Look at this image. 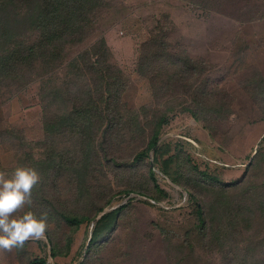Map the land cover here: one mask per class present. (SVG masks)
Masks as SVG:
<instances>
[{"label": "rangeland", "instance_id": "1", "mask_svg": "<svg viewBox=\"0 0 264 264\" xmlns=\"http://www.w3.org/2000/svg\"><path fill=\"white\" fill-rule=\"evenodd\" d=\"M14 12L0 9L13 39L34 40ZM101 39L123 71L122 113L62 122L74 110L51 93L80 84L69 62ZM17 66L0 75V173L39 172L18 214L47 212L49 228L0 248V264H264V0H101L62 66ZM165 116L144 153L141 131Z\"/></svg>", "mask_w": 264, "mask_h": 264}, {"label": "trees", "instance_id": "2", "mask_svg": "<svg viewBox=\"0 0 264 264\" xmlns=\"http://www.w3.org/2000/svg\"><path fill=\"white\" fill-rule=\"evenodd\" d=\"M99 2L101 0H8L6 4L9 7L5 3L1 4V10H10V7L17 10L14 12L15 19L21 16V24L25 26L24 31L36 33V38L22 42L15 41L13 39L15 32L11 29L9 21L0 16V75L13 74L16 65L24 72H30L36 67L46 69L62 66L66 48L86 38V31L90 27V16ZM160 44L159 49L165 51L162 42ZM182 57L185 62H192L187 55L184 54ZM178 59L177 56L171 65L176 66ZM143 61L145 62L141 64L140 70L144 71L146 60ZM69 66L78 77L82 78V81L79 84L73 80L65 87H54L51 94L60 101L69 102L71 109L74 110L67 111L59 118L60 121L63 122L66 117L75 114H86L90 109L95 108L99 109L98 113L102 116L100 123L105 121L106 116L115 118L118 113H122L123 106L119 101H122L121 96L126 87L123 84V71L110 61L105 40L101 39L92 44L75 60L69 62ZM161 66L163 65L155 64V68H162ZM147 68L149 71V65ZM102 106L105 107L104 111V108L101 110ZM123 120L124 118L120 117L116 124L117 133L121 129L120 124ZM44 123L47 130L52 131V120H45ZM166 123H168L167 117H160L148 135L145 129L141 131L144 137H147L144 153L147 154L157 144L160 128ZM112 128L105 127V137L110 134ZM104 206L98 208L97 212H101ZM63 219L72 227H78L84 221L90 220L87 216L75 215H64ZM31 264L44 263L34 260Z\"/></svg>", "mask_w": 264, "mask_h": 264}, {"label": "clouds", "instance_id": "3", "mask_svg": "<svg viewBox=\"0 0 264 264\" xmlns=\"http://www.w3.org/2000/svg\"><path fill=\"white\" fill-rule=\"evenodd\" d=\"M40 179L35 168L26 166L17 167L10 177L0 173V248L22 247L29 239L45 236L49 228L47 212L38 215L29 210L18 214L31 204L32 189Z\"/></svg>", "mask_w": 264, "mask_h": 264}]
</instances>
